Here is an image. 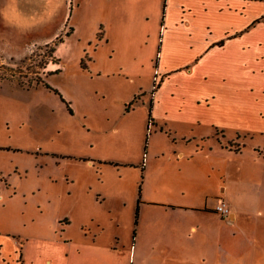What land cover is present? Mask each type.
I'll return each mask as SVG.
<instances>
[{
  "label": "rangeland",
  "instance_id": "rangeland-1",
  "mask_svg": "<svg viewBox=\"0 0 264 264\" xmlns=\"http://www.w3.org/2000/svg\"><path fill=\"white\" fill-rule=\"evenodd\" d=\"M218 1L72 0L65 19L43 22L40 35L64 41L55 53L57 37L17 40L0 29V264H264V25L248 29L251 44L234 42L162 91L199 98L184 109L200 112L199 127L161 117L163 132L149 125L159 60L189 62L205 24L217 37L264 13V0H234L227 18ZM178 10L193 36L180 42ZM167 108L162 100L157 114ZM209 120L241 153L219 151L189 175L168 160L172 139L207 137ZM221 186L250 214L235 227L154 204L213 205Z\"/></svg>",
  "mask_w": 264,
  "mask_h": 264
},
{
  "label": "crops",
  "instance_id": "crops-1",
  "mask_svg": "<svg viewBox=\"0 0 264 264\" xmlns=\"http://www.w3.org/2000/svg\"><path fill=\"white\" fill-rule=\"evenodd\" d=\"M72 0H0V29L4 32H12L14 34L15 39L17 40H23L26 37L29 36H41L42 39H45L44 42L49 43L53 41L59 34L54 32L52 36H43L40 35L43 31V28L47 24H43V22H50L54 21L52 20V17H56L57 15L63 16V19L67 17V15L70 14V5ZM239 1V0H237ZM247 1V0H244ZM217 3H220L218 8L219 12L224 13V16L229 18L231 17L230 12L235 13L236 9V3L234 0H220ZM246 3V2H245ZM51 5H53L51 7ZM240 5V4H239ZM50 7V8H48ZM209 7V3L206 4V8ZM166 8V5H165ZM179 15V24L180 27H177L178 35H174L173 38L177 41H182L186 39L187 31H183V20L186 15L183 10H178ZM208 11V10H205ZM264 13H260V15L255 16L251 21H249L246 25L244 23L240 30L235 32L231 31L229 27L224 26L222 28V32H220L219 36L215 37L214 33L212 31L211 23L205 24V35L203 38H200L199 40V47L196 48V50H191L190 59L189 62H181L178 63L172 67H166L164 63H162V66L160 64L159 60V66L160 73L162 76V83L160 87L155 91L154 95L152 96V111H151V118L152 121L150 122V126L158 127L160 125L157 120H159L157 117H161L162 120H181L183 122L189 123L190 127H199L201 125L200 117L198 116L200 112L196 111H189L184 110L187 108V102H198L199 98H193L189 99L186 98H178L175 99L173 96H170L169 98L162 99L161 93L165 90L166 86L175 78H177V81L179 83H185L186 78H190V81L193 76H195V73H198V71L205 67L204 65L209 66L210 58L214 54L218 53H224V51L231 47V45L236 42L240 41L243 42V46H247V44H251V39L248 37L249 34H251L253 31H256L258 29L259 25H264ZM257 21H260L257 23ZM178 24H176L177 26ZM246 26H248L246 28ZM214 28V27H213ZM248 29H253L248 30ZM217 30V27H216ZM196 36V35H195ZM187 38H193V36H187ZM260 45H264V36L260 38L259 40ZM34 44V42H32ZM30 44V45H32ZM21 45V44H20ZM62 47V45L59 46ZM241 50V53H245V47H243ZM238 63V65H237ZM236 67H244L245 65L241 62H237ZM61 64L57 65L59 67ZM191 65V66H187ZM211 65V64H210ZM162 67V68H161ZM235 69V68H233ZM189 81V82H190ZM163 100V103L168 106L166 110H163L160 112L161 114L158 115L157 111L159 106L161 105V101ZM214 100V98H212ZM200 102V101H199ZM205 103L209 104V100H205ZM175 105V108H172L170 105ZM164 112V113H163ZM211 127H214V131L208 134L207 137L203 136H195V137H189L184 138L177 142L176 138L172 139L173 144V151L172 155H168V160L171 162L173 159L176 161L177 164H183L185 168H187V173L189 175L191 173L194 174L193 165L197 163L199 160L201 162H204L208 165L209 160L214 161V159L217 160L216 154L220 152H225L226 154L230 153H241V149H233L231 145H227L225 142L220 141L219 135H217V131L220 130L219 127H216L218 123H216L213 120H209L207 122ZM149 126V127H150ZM159 126V131L163 132V128ZM224 131V130H223ZM225 132V131H224ZM168 135V133H166ZM244 146V145H243ZM154 158V157H153ZM165 158V154H159L154 159L159 160ZM144 166V165H143ZM189 170V172H188ZM146 171L145 168H143V173ZM194 178V175L192 176ZM186 191H190V186H186L184 188ZM220 198L219 200L213 204L209 205L206 201L201 206H188V207H178L172 204H158L154 203L155 205L162 206L164 208L176 210L180 208H184L187 212H194V213H203L205 215H215L217 216L218 220L219 217H221L216 212V207L220 202H227L232 211V215L229 217V220L226 222H223V224L220 226L221 228L225 227H235L237 223H240V217L243 215L244 217L250 215L247 214L246 210L242 211L239 208L238 202L236 200V197L232 196V194L227 190V187L221 186L219 189ZM225 196V198H224ZM149 203L152 204V202H145L143 201L142 204ZM255 208H258L257 206ZM253 210L255 214H259L260 210ZM190 232L198 235L199 234V228L196 226L190 227Z\"/></svg>",
  "mask_w": 264,
  "mask_h": 264
},
{
  "label": "built area",
  "instance_id": "built-area-1",
  "mask_svg": "<svg viewBox=\"0 0 264 264\" xmlns=\"http://www.w3.org/2000/svg\"><path fill=\"white\" fill-rule=\"evenodd\" d=\"M216 212L225 219L232 215L231 207L227 202H220L216 207Z\"/></svg>",
  "mask_w": 264,
  "mask_h": 264
},
{
  "label": "trees",
  "instance_id": "trees-1",
  "mask_svg": "<svg viewBox=\"0 0 264 264\" xmlns=\"http://www.w3.org/2000/svg\"><path fill=\"white\" fill-rule=\"evenodd\" d=\"M264 19V18H263ZM260 21H257V23H259ZM64 43V41H63V39H62V37H57L56 39H55V41L53 42V48H52V52L53 53H55L56 52V50H57V48L60 46V45H62ZM159 86L160 85H158L157 87L159 88ZM154 91L155 90H153L152 91V94H154ZM132 105H130L129 107H131ZM151 111H152V102H151V106H150V117H149V123L152 121V118H151ZM149 128V127H148ZM138 204H140V200H139V202H138ZM139 208V207H138ZM138 208H137V214H136V220L138 219V212H139V210H138Z\"/></svg>",
  "mask_w": 264,
  "mask_h": 264
}]
</instances>
